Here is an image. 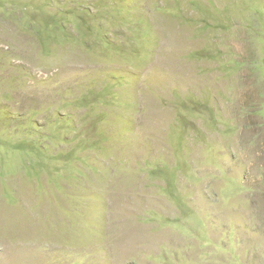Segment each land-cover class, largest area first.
Listing matches in <instances>:
<instances>
[{
    "label": "rangeland",
    "instance_id": "rangeland-1",
    "mask_svg": "<svg viewBox=\"0 0 264 264\" xmlns=\"http://www.w3.org/2000/svg\"><path fill=\"white\" fill-rule=\"evenodd\" d=\"M0 264H264V0H0Z\"/></svg>",
    "mask_w": 264,
    "mask_h": 264
},
{
    "label": "trees",
    "instance_id": "trees-1",
    "mask_svg": "<svg viewBox=\"0 0 264 264\" xmlns=\"http://www.w3.org/2000/svg\"><path fill=\"white\" fill-rule=\"evenodd\" d=\"M167 194H170V193H168V191H167Z\"/></svg>",
    "mask_w": 264,
    "mask_h": 264
}]
</instances>
